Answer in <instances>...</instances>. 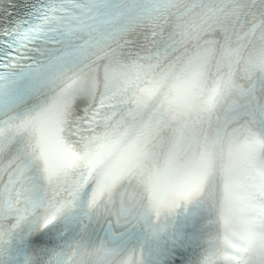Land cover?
Instances as JSON below:
<instances>
[{
    "label": "snow or ice",
    "instance_id": "obj_1",
    "mask_svg": "<svg viewBox=\"0 0 264 264\" xmlns=\"http://www.w3.org/2000/svg\"><path fill=\"white\" fill-rule=\"evenodd\" d=\"M0 264H264V0H0Z\"/></svg>",
    "mask_w": 264,
    "mask_h": 264
}]
</instances>
